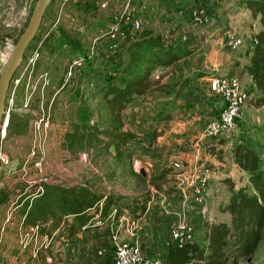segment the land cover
<instances>
[{
	"label": "rangeland",
	"instance_id": "rangeland-1",
	"mask_svg": "<svg viewBox=\"0 0 264 264\" xmlns=\"http://www.w3.org/2000/svg\"><path fill=\"white\" fill-rule=\"evenodd\" d=\"M35 1L0 0V73L12 51L7 43L14 47ZM126 1L51 0L37 34L11 80L6 97L8 117L12 120L10 137L0 141L2 152L9 159L7 165L0 164V196H6V201L0 204V228L10 205L13 204L11 208L15 211L5 224L0 248V256L4 246L9 257H1L0 264H45L49 257L52 264H106V258L112 257L111 250L92 245V233L83 234L72 242L66 234L63 218L61 222H53L54 217H63L61 213L56 212L52 217L49 213L32 212L36 203L34 196L45 191L41 184L90 183L99 191H109L116 198L117 219L123 211L136 209L141 213L143 208L153 211L162 202L192 208V196L182 183L185 176L171 175L188 170L191 173L198 170L212 172L218 168L213 164L218 157L211 155L212 150L226 156V152H233L236 145L243 143L259 153L264 161V139L259 136L264 129V105H258L256 101L259 93H248L252 86L246 76L239 78L248 100L231 142H220L223 148L216 150L214 141L200 138L221 108L220 101L209 89L208 79L231 76L229 70L242 65L231 54V38L242 37L249 30L263 29L260 16L243 11L245 8L236 0H130L131 15L141 22L137 33L151 31L153 35L190 46L195 51L168 70L156 67L150 73L144 93L132 100L148 103L142 108L141 117L138 115L140 109H137V125L129 120V114L124 115L130 105L122 111L124 116L121 113L119 120L122 129L135 135L134 142L131 140L125 146L118 144L116 149V143L109 142L105 135L100 136V141H76L83 127L94 124L108 127L112 122L117 123L98 91L117 79L118 71L128 61L129 43L125 40L130 31L123 24H120L116 48H109L111 23L119 19ZM65 37L70 44L66 43ZM36 49L39 57L30 63L29 58ZM77 56H83V63L68 76L70 60ZM186 77L191 79L188 86L179 94L174 93L173 85ZM40 121L49 122L48 129L36 130L34 125ZM166 132H171L172 152L177 158L164 165L170 174L155 181L154 177L163 167L154 161L152 148H159L158 138L167 139ZM139 142L146 150L137 149ZM39 144L42 154L31 157V149ZM82 153L87 155V163L80 160ZM188 157L193 161L190 168L186 161ZM37 162L41 165L36 166ZM135 162L138 163L136 166ZM176 162L181 164L178 170L173 168ZM22 166L24 172L19 171ZM232 166L231 178L225 179L230 186L222 187L223 180H218L213 191L217 200L206 195V207L211 217V208L217 211L216 217H222L224 201L239 187H244L250 195L255 194L247 172L240 170L235 162ZM136 168L145 170V178ZM15 169L18 171H12ZM192 213L194 239L198 240L204 236L206 223L196 209ZM22 216L26 227L38 223L45 233L59 229L51 247L42 251L37 259L30 255L31 246L22 252L16 245L15 232ZM161 217L164 219L168 215L164 213ZM168 221L165 220V224ZM56 223L58 228H55ZM227 264H264V229L252 256L234 258Z\"/></svg>",
	"mask_w": 264,
	"mask_h": 264
},
{
	"label": "trees",
	"instance_id": "trees-1",
	"mask_svg": "<svg viewBox=\"0 0 264 264\" xmlns=\"http://www.w3.org/2000/svg\"><path fill=\"white\" fill-rule=\"evenodd\" d=\"M239 6L249 9L254 15L260 14L263 29L256 35V42L251 46L249 64L246 68L252 82L250 92L259 93L256 101L264 105V0H236ZM32 12V11H31ZM27 25V24H26ZM26 27V26H25ZM138 32V31H137ZM131 33L126 37L128 61L117 73L115 80L103 85L98 94L110 112L114 114L117 123L112 122L108 127L97 124L83 127L76 141L97 140L105 135L109 142L125 146L135 135L122 129L120 123L121 113L136 96L144 93L147 88L150 73L158 66L169 67L177 61L190 56L195 49L175 44L160 35H153L151 31ZM21 35V34H20ZM66 43L71 42L65 37ZM17 41V40H16ZM15 41V43H16ZM186 77L173 85V92L179 94L190 83ZM19 114V113H16ZM166 119H169L167 117ZM11 117L8 118L6 130L11 126ZM8 132L6 131L5 138ZM264 139V129L259 135ZM4 138V139H5ZM220 151H211V155L220 157ZM233 161L248 174V181L253 185L255 194H248L244 187H239L233 192L223 210L229 213V221L214 222L204 229V236L192 242L177 245L172 243L167 248L166 264H227L231 259L252 256L262 240L264 229V161L250 146L243 143L233 149ZM170 171L163 167L155 181L164 179ZM45 191L35 195L36 203L32 212L36 214L49 213L52 217L56 212L63 217L73 215L67 227V236H74L79 228L86 224L92 216L88 210L98 203H103V214L116 204V198L111 193L99 191L86 183L72 185L41 184ZM40 185V186H41ZM6 201V196H0V204ZM143 211L140 213L142 215ZM58 228V223L55 224ZM45 233V232H44Z\"/></svg>",
	"mask_w": 264,
	"mask_h": 264
},
{
	"label": "built area",
	"instance_id": "built-area-1",
	"mask_svg": "<svg viewBox=\"0 0 264 264\" xmlns=\"http://www.w3.org/2000/svg\"><path fill=\"white\" fill-rule=\"evenodd\" d=\"M67 1V0H65ZM106 6L105 4L103 7ZM130 0H127L124 4V10L119 16V19L116 22H112L110 26V49H115L117 46V36L119 34L120 24H123L130 31L129 34L135 33L140 29L141 22L139 19L133 17L130 12ZM201 24L202 22L199 21ZM256 34H250L249 42H246L243 37L235 36L232 37L229 42V48L231 51L235 52L247 46L251 49V46L256 42ZM8 48L12 50L11 44L7 43ZM8 57V56H7ZM39 57V51L36 49L30 56L29 61L33 63ZM83 56H77L75 59L70 60L69 68L67 69V75L71 76L76 66H81L83 63ZM90 58V55L87 56ZM209 89L218 98L221 104V108L217 118L210 122L205 131L201 135V139L214 141V147L222 146L220 142L224 141L226 144H229L234 136V133L237 129V124L241 120L244 108L246 106L248 97L246 92L243 89L240 78L237 75L231 76H220L214 77L209 80ZM11 101V100H10ZM7 102L5 105V118L4 122L8 121L9 109H6ZM35 129L46 130L49 127V122H38L35 125ZM6 135V126L4 123L0 129V141L5 138ZM42 146L39 144L37 147L31 149L30 156L37 157L38 154H42ZM80 160L83 163H87V155L85 153L81 154ZM8 157L2 152L0 147V164L7 165ZM138 163L135 162V166ZM36 166L41 165L40 162L35 164ZM181 167V164L176 162L173 164V168L178 170ZM137 169V168H136ZM240 169V168H239ZM242 170V169H240ZM186 172L180 174L185 176V182L187 183L188 188L192 192L191 205L196 209L200 217L205 221L206 226L214 223L213 217L208 214L206 207V193L209 187L210 173L208 170H198L190 174H185ZM178 175V176H180ZM184 181H182L183 183ZM110 193L109 191H106ZM13 205V204H12ZM7 209L6 219L4 225L0 228V248L3 244V235L5 232V224L10 221L11 216L13 215L15 208L12 209L11 206ZM117 208L116 205H112L105 214H103V203H98L94 205L93 208L88 210V213L92 215L86 224L82 225L77 235L85 234L87 232H93L97 229H104L115 221ZM73 215H68L63 218L64 224H70ZM138 220H131L129 222L128 231L132 232L137 229ZM41 225L38 223L32 224L31 226H24V216L21 218L20 225L16 228V245L17 247L24 252V249L32 247L30 255L37 259L42 251L50 248L52 242L56 240L57 232L59 229H56L52 233L42 232ZM169 234L170 238L174 244L181 245L183 243L192 242L194 240V226L187 218L184 213L177 215L175 220L169 224ZM113 259L112 264H166L164 260L157 259L146 255L140 245L136 242L131 241H119L115 235L113 236ZM101 253V252H100ZM47 258V257H45ZM45 264H52L51 258H47Z\"/></svg>",
	"mask_w": 264,
	"mask_h": 264
},
{
	"label": "crops",
	"instance_id": "crops-1",
	"mask_svg": "<svg viewBox=\"0 0 264 264\" xmlns=\"http://www.w3.org/2000/svg\"><path fill=\"white\" fill-rule=\"evenodd\" d=\"M243 11L246 12H252L249 9H243ZM247 14V13H246ZM250 14V13H249ZM248 16V15H246ZM261 16L260 14L256 15ZM241 21L243 19H240ZM245 21V20H244ZM259 32V30L256 31V29H254L253 31L246 32L242 37L245 39L246 42H249L250 39V34H257ZM243 48V49H242ZM242 48H240L239 50L233 52L231 51V54L235 55L234 59H238L239 61L242 62V65L236 66L232 69L229 70V73L232 75H237L240 78L246 76L248 78V81L250 82V85H252L251 79L249 77V75L247 74V66L249 64V58H250V54H251V50L249 48H247V46H243ZM173 65V64H172ZM160 68V66H158ZM164 68L165 70H168L170 68L169 67H161ZM211 78H209L208 80H210ZM153 98V96H152ZM138 101V100H136ZM136 101H131L128 105H130V108L124 112V115H128L129 114V120H131L132 122L135 121L134 124L137 125V121H138V116H136V111L137 109L139 110L138 115L141 117L143 112L142 108H146L145 106H148V103H140V102H136ZM134 114V115H132ZM219 114V113H218ZM122 113V117L124 116ZM19 129V128H18ZM8 132L7 137L5 138V141H7V139L10 137L9 136V131H10V127L6 130ZM17 135H19V130L17 131ZM167 135V139H161L158 138L157 140V146L159 147L158 149H154L152 148V155L154 156V161L159 162V164H162V167H165L164 165L170 163L173 158H177L176 154H173L172 152V139H171V132H166ZM135 140H133L134 142ZM137 149H143L146 150V147L142 146V144L139 142L138 144H136ZM214 146V145H213ZM152 147H155V145L153 144ZM149 148V147H148ZM219 148H223L222 146H218L216 147V150H218ZM149 150V149H147ZM228 151V150H227ZM174 156V157H173ZM221 158H218L217 160L214 161V165L218 166V168L213 169L212 172L210 173V180H209V187L207 190V196L209 195L211 199L217 200V198L213 197V191L215 190L214 187V183H217L218 180H223L222 182V187H225L228 185L229 181L225 180V179H229L231 178L234 169L232 166L233 161V155L232 152H226V156H224V154H220ZM187 159V158H186ZM192 158L188 157V159L186 160L187 163L189 164V168L190 166H192L191 164H193V161H191ZM176 160V159H174ZM196 160V159H195ZM187 168V170L189 169ZM19 171H23L24 167H20ZM17 172L18 170H12ZM24 172V171H23ZM188 172V173H187ZM185 174H190L191 171L188 170ZM194 172V171H193ZM171 175L172 177H183V175ZM225 180V181H224ZM183 184H185V191H187L191 196H192V192L191 190L188 188L187 183L185 182V179L183 180ZM90 186H92L94 189L97 190V187L95 185H92L89 183ZM230 186V185H228ZM101 191V190H100ZM103 191V190H102ZM216 192V191H215ZM231 194V193H230ZM229 199V198H228ZM228 199L224 201L223 206L227 204ZM213 202V200H212ZM192 208L190 209H186L184 207V205L178 206V205H174L172 204L171 206L168 205H164V203H160V206L155 207L156 209H154L153 211H144V213L142 215H139L140 213H138L136 211V209L132 210L131 212H125L123 211V213H120V215L118 216V218L113 221L110 226L104 228V229H97L93 232H87V233H92V237L91 241L93 246H98L101 248H104L105 250H111L113 248V236L115 235V237L119 240V241H131V242H136L140 245L142 251L153 258H157V259H161L165 261L166 255H167V248L169 245H171L173 243V241L170 238V234H169V224L175 220V218L177 217L178 214H180L181 212L184 213L187 218L190 220V222L193 224L194 226V220L192 218L191 215H193V213L191 214V211H193V209H195L192 205ZM192 209V210H191ZM149 212H151L149 214ZM168 215V217L162 219V215L163 214ZM215 213V214H214ZM210 214H213V219L214 222L217 221H229L230 216L228 214V212H226L225 210L222 211L221 213V218L216 217L217 215V211H215L213 208L210 209ZM138 220V227L137 229L133 230L132 232L128 231V227H129V222L131 220ZM169 220L167 224H165V220ZM8 229H10L8 227ZM9 233V232H8ZM86 234V233H85ZM83 234L81 235H77V233L72 236V242L74 240H76L77 238H80ZM7 236H9L7 234ZM10 238V237H9ZM6 243V241H5ZM4 251V252H3ZM98 254H101L100 252H98ZM6 256L9 257V252L4 250V246L2 247V253H1V257ZM113 257V256H112ZM107 257L105 260L106 264H112V258ZM24 264H26V262H24Z\"/></svg>",
	"mask_w": 264,
	"mask_h": 264
},
{
	"label": "water",
	"instance_id": "water-1",
	"mask_svg": "<svg viewBox=\"0 0 264 264\" xmlns=\"http://www.w3.org/2000/svg\"><path fill=\"white\" fill-rule=\"evenodd\" d=\"M51 0H36L34 7L32 9L30 18L27 22L26 27L24 28L21 35L18 37L11 53L8 55L2 71L0 73V129L4 123L5 118V105L6 97L9 89L11 80L20 65L24 53L31 43V41L36 36L38 29L41 25V21L44 17L45 11L50 4ZM140 175L144 177L145 170L143 168H137Z\"/></svg>",
	"mask_w": 264,
	"mask_h": 264
},
{
	"label": "bare ground",
	"instance_id": "bare-ground-1",
	"mask_svg": "<svg viewBox=\"0 0 264 264\" xmlns=\"http://www.w3.org/2000/svg\"><path fill=\"white\" fill-rule=\"evenodd\" d=\"M6 125H7V122L5 121V122H4V126H6Z\"/></svg>",
	"mask_w": 264,
	"mask_h": 264
}]
</instances>
